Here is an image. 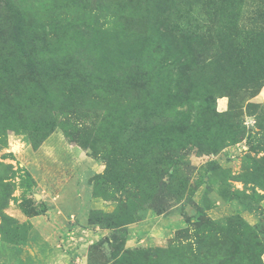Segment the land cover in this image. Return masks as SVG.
I'll use <instances>...</instances> for the list:
<instances>
[{"label": "rangeland", "instance_id": "1", "mask_svg": "<svg viewBox=\"0 0 264 264\" xmlns=\"http://www.w3.org/2000/svg\"><path fill=\"white\" fill-rule=\"evenodd\" d=\"M0 264H264V0H0Z\"/></svg>", "mask_w": 264, "mask_h": 264}, {"label": "crops", "instance_id": "2", "mask_svg": "<svg viewBox=\"0 0 264 264\" xmlns=\"http://www.w3.org/2000/svg\"><path fill=\"white\" fill-rule=\"evenodd\" d=\"M20 248L9 245L7 243H0V260L3 258L16 259L18 257V251Z\"/></svg>", "mask_w": 264, "mask_h": 264}]
</instances>
